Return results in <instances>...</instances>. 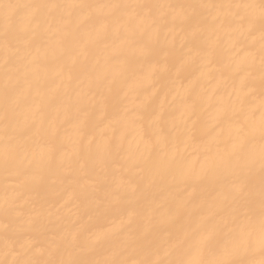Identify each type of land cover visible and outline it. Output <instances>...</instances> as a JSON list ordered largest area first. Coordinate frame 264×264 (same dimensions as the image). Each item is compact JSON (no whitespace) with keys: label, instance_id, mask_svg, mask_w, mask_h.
<instances>
[{"label":"bare ground","instance_id":"obj_1","mask_svg":"<svg viewBox=\"0 0 264 264\" xmlns=\"http://www.w3.org/2000/svg\"><path fill=\"white\" fill-rule=\"evenodd\" d=\"M0 264H264V0H0Z\"/></svg>","mask_w":264,"mask_h":264}]
</instances>
